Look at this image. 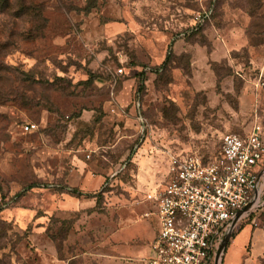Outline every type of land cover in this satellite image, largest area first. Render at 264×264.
I'll return each mask as SVG.
<instances>
[{"label": "rangeland", "instance_id": "rangeland-1", "mask_svg": "<svg viewBox=\"0 0 264 264\" xmlns=\"http://www.w3.org/2000/svg\"><path fill=\"white\" fill-rule=\"evenodd\" d=\"M255 124L264 0H0V264H141L169 158ZM232 235L264 264V206Z\"/></svg>", "mask_w": 264, "mask_h": 264}, {"label": "built area", "instance_id": "built-area-1", "mask_svg": "<svg viewBox=\"0 0 264 264\" xmlns=\"http://www.w3.org/2000/svg\"><path fill=\"white\" fill-rule=\"evenodd\" d=\"M34 124H26L32 130ZM166 182L145 199L158 229L141 264H219L218 246L264 206V129L221 136L216 155L171 156ZM228 241V240H227Z\"/></svg>", "mask_w": 264, "mask_h": 264}, {"label": "water", "instance_id": "water-1", "mask_svg": "<svg viewBox=\"0 0 264 264\" xmlns=\"http://www.w3.org/2000/svg\"><path fill=\"white\" fill-rule=\"evenodd\" d=\"M227 240H228V236H225V238L223 239L221 244L218 246V249H217V252H216V258L218 257L219 253L223 250Z\"/></svg>", "mask_w": 264, "mask_h": 264}, {"label": "trees", "instance_id": "trees-1", "mask_svg": "<svg viewBox=\"0 0 264 264\" xmlns=\"http://www.w3.org/2000/svg\"><path fill=\"white\" fill-rule=\"evenodd\" d=\"M233 236V235H232Z\"/></svg>", "mask_w": 264, "mask_h": 264}]
</instances>
